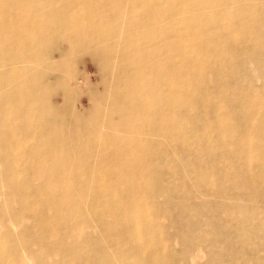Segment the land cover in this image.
Returning <instances> with one entry per match:
<instances>
[{
    "label": "bare ground",
    "instance_id": "obj_1",
    "mask_svg": "<svg viewBox=\"0 0 264 264\" xmlns=\"http://www.w3.org/2000/svg\"><path fill=\"white\" fill-rule=\"evenodd\" d=\"M77 46L109 57L114 95L89 94L107 142L66 155L44 144L53 90L68 102L82 83L62 75ZM263 61L264 0H0V264H264V75H244Z\"/></svg>",
    "mask_w": 264,
    "mask_h": 264
},
{
    "label": "rangeland",
    "instance_id": "obj_2",
    "mask_svg": "<svg viewBox=\"0 0 264 264\" xmlns=\"http://www.w3.org/2000/svg\"><path fill=\"white\" fill-rule=\"evenodd\" d=\"M62 14L65 12L69 13V7H62ZM55 16L59 15V10L54 13ZM68 27V25H67ZM67 30L72 37L75 38V41L78 43H86L87 41L101 43L100 40L105 42V39L101 36H95L94 33H83L80 30H76L73 26H69ZM72 40V39H71ZM73 41V40H72ZM57 44H59V50L52 49L49 53L50 58H48L51 62L59 63L61 60V52H67L69 50L68 41H64L59 43V40H52L51 45L54 48ZM105 45V44H104ZM252 47L251 44H249ZM255 50L259 51L260 46H255ZM97 62V58L94 56L93 50L87 49L82 46H77V48L71 53L65 56L63 61L64 66V73L62 74L64 78L73 77L77 78L79 81L82 80V83L78 86L76 94L73 95L72 99L68 102H64V92L61 89L53 90V97L52 102L55 104L56 107V114L58 118L55 120L56 130L54 131L53 136L47 138L48 144H44L50 150H55L59 152V154H66V155H75L77 152L83 150V148L87 145L88 142H98L102 141L104 143L107 142L105 138L101 139V135L105 133L107 129L104 126L103 118L109 111V108L105 105L101 106L100 108H95L93 102L89 99V94H100L105 88H109L107 90H111L108 94L109 97L113 98V91L109 85L110 83V70L112 67L109 65V57L107 59L106 69H101L100 66L95 67L93 63ZM113 62V59H111ZM234 62H238V59H235ZM114 63V62H113ZM260 75H264V61L259 63L258 67L253 69L248 68L244 70L245 76L253 75L254 71ZM61 75V76H62ZM44 76L46 77L47 83H56L57 78L54 75L53 69L50 67L44 71ZM230 77V76H229ZM206 83L212 85V80L207 79L206 76ZM256 86L257 84L254 83ZM104 94V92L102 93ZM49 124V120L47 122ZM74 152V153H73ZM178 153V150L176 149ZM173 155V154H172ZM227 164V163H226ZM225 167V168H224ZM224 169L225 171L229 172L233 170L231 164L227 165H220L219 169ZM2 170L0 168V174ZM163 175L166 171H162ZM222 177V173H215L212 178H214L215 182L219 181ZM262 185V184H261ZM263 185L261 186L262 193H264ZM179 193V191H178ZM10 193L9 190L6 188L5 183L0 180V206L4 203V198L9 197ZM166 192L159 193L155 196V203L156 205H160L165 201ZM167 202V201H166ZM148 203H151V200H148ZM171 202L166 203V206L163 205L162 210L158 213V221L157 223L160 225L166 232V236L173 235L175 230L178 226H173L170 220L166 219L163 215L164 209H168L172 206H168ZM12 208L18 207V204L13 202L10 203ZM84 210L85 207H84ZM86 212V211H85ZM93 225V224H90ZM161 240L165 239L164 235H159ZM87 238L90 239L89 242L92 243L94 241L102 240V237L95 231H89L88 234L82 236V239ZM55 240V239H53ZM165 245L166 250L169 251L171 248L175 249L179 246V242L177 239H171L169 242H162ZM164 250V249H163ZM179 250H175L176 252ZM201 258L203 259L201 262H206V256L204 253H199ZM191 258V255H190ZM90 264H99L96 259H90ZM13 263V259L10 262ZM36 264L39 262L35 261ZM34 263V264H35ZM53 262H49L52 264ZM102 264H107L105 259Z\"/></svg>",
    "mask_w": 264,
    "mask_h": 264
}]
</instances>
